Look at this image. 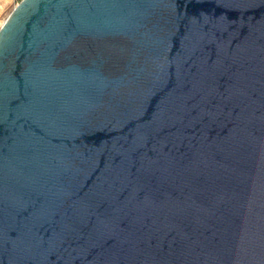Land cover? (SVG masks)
<instances>
[{
  "label": "water",
  "instance_id": "1",
  "mask_svg": "<svg viewBox=\"0 0 264 264\" xmlns=\"http://www.w3.org/2000/svg\"><path fill=\"white\" fill-rule=\"evenodd\" d=\"M0 264H264V0L18 3Z\"/></svg>",
  "mask_w": 264,
  "mask_h": 264
},
{
  "label": "rangeland",
  "instance_id": "2",
  "mask_svg": "<svg viewBox=\"0 0 264 264\" xmlns=\"http://www.w3.org/2000/svg\"><path fill=\"white\" fill-rule=\"evenodd\" d=\"M16 5L15 0H0V27Z\"/></svg>",
  "mask_w": 264,
  "mask_h": 264
},
{
  "label": "built area",
  "instance_id": "3",
  "mask_svg": "<svg viewBox=\"0 0 264 264\" xmlns=\"http://www.w3.org/2000/svg\"><path fill=\"white\" fill-rule=\"evenodd\" d=\"M22 0H15L16 4L20 3Z\"/></svg>",
  "mask_w": 264,
  "mask_h": 264
},
{
  "label": "bare ground",
  "instance_id": "4",
  "mask_svg": "<svg viewBox=\"0 0 264 264\" xmlns=\"http://www.w3.org/2000/svg\"><path fill=\"white\" fill-rule=\"evenodd\" d=\"M2 25V24H1Z\"/></svg>",
  "mask_w": 264,
  "mask_h": 264
}]
</instances>
